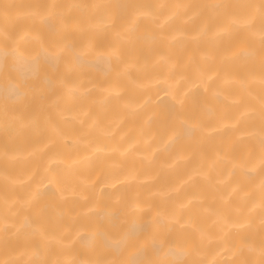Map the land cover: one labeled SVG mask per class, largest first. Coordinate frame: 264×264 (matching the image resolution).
Masks as SVG:
<instances>
[{"label":"bare ground","instance_id":"1","mask_svg":"<svg viewBox=\"0 0 264 264\" xmlns=\"http://www.w3.org/2000/svg\"><path fill=\"white\" fill-rule=\"evenodd\" d=\"M129 2L166 6L139 20L133 43L118 37L121 9L112 10L108 31L89 30L102 23L96 9H50L69 16L72 30L41 38L47 47L63 36L84 49L90 63L98 52L120 47L119 75L115 61L110 71L85 64L69 77L75 92L11 102L5 90L23 87L25 77L0 61V261L80 264L92 258L81 237L104 232L118 238L112 213L123 204L133 208L129 220L135 225L158 218L175 240V259L184 264L259 260L264 87L258 63L242 59L227 71L222 64L250 43L258 49V35L214 38L204 23L211 10L195 16L174 7L217 0H0V33L7 29L24 48L38 50L37 6ZM5 4L14 6L7 15ZM48 75L51 69L41 67L27 83ZM181 99L186 113L204 119L200 144L169 142Z\"/></svg>","mask_w":264,"mask_h":264},{"label":"snow or ice","instance_id":"2","mask_svg":"<svg viewBox=\"0 0 264 264\" xmlns=\"http://www.w3.org/2000/svg\"><path fill=\"white\" fill-rule=\"evenodd\" d=\"M5 15L14 7L5 4ZM39 21L41 33L37 37L41 41L38 50L24 48L19 39H14L5 29L0 33V61L10 63L22 70L25 77L23 87L14 86L6 89L5 101L20 102L29 100L30 102L43 101L46 98L57 97L63 93L75 92V88H68L69 77L80 70L85 64L90 68H100L103 66L107 70H112L113 61L117 74H120V66L123 61L124 52L120 47L113 45L108 51L97 53L94 63L85 60V50L77 49L75 45L67 41L63 36L53 39L46 47L41 39L45 34L57 36L59 33L71 31L70 17L63 14L56 15L49 11L55 8H93L101 15L102 23L93 26L89 30L108 31L114 26L113 9L123 10V16L118 37H122L125 43H133L136 39L138 22L141 18H149L154 14V10L163 9L164 5H147L136 2L125 4H92V5H39ZM176 8L185 9V14L191 12L195 16L202 15L203 10H211L205 19L206 31H213L214 38L231 39L241 33L251 36H259V48L253 44L245 49L233 52L230 56H225L222 64L225 70L244 61H252L259 65V77L262 87H264V0H248L245 3H227L224 0H217L212 4H184L175 5ZM83 30V29H81ZM163 41L166 37L160 35ZM174 39V37H173ZM91 47V46H90ZM229 51V50H226ZM131 54V49H129ZM41 67L51 69V75L39 83H27V76L33 77ZM219 71V69L217 70ZM255 74V73H253ZM210 80L211 77H208ZM203 83V81H202ZM26 88L27 91L23 90ZM179 107L175 120L169 125L171 136L169 142L178 143L181 140H188L200 144L205 139V122L202 116L196 112H185L183 100L177 101ZM8 107L5 105V112ZM260 124V167L264 174V95L260 97L259 108ZM23 127V125H22ZM7 128V122H6ZM7 155V152H5ZM261 196L264 201V179L261 180ZM130 215L134 216L133 208L128 204L121 205L112 213V227L116 230L118 238L104 232H97L81 237L85 246L90 250L92 258L80 262V264H184L183 261L175 259L177 252L174 248L175 240L168 231L161 230V221L158 218L147 217L139 225L135 221L129 220ZM170 231V229H169ZM195 252V249H192ZM251 251V249H250ZM171 257L172 259H167ZM0 264H12L8 261H0ZM42 264H48L47 261ZM76 264V262H73ZM190 264H199L192 260ZM241 264H264V241H262L259 252V260L246 259Z\"/></svg>","mask_w":264,"mask_h":264}]
</instances>
